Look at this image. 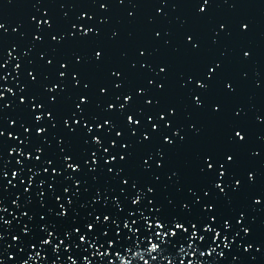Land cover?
I'll use <instances>...</instances> for the list:
<instances>
[{"label": "water", "instance_id": "95a60500", "mask_svg": "<svg viewBox=\"0 0 264 264\" xmlns=\"http://www.w3.org/2000/svg\"><path fill=\"white\" fill-rule=\"evenodd\" d=\"M0 26V264H264V0H0Z\"/></svg>", "mask_w": 264, "mask_h": 264}, {"label": "snow or ice", "instance_id": "6c2138e0", "mask_svg": "<svg viewBox=\"0 0 264 264\" xmlns=\"http://www.w3.org/2000/svg\"><path fill=\"white\" fill-rule=\"evenodd\" d=\"M0 27H2V26H0ZM245 27H246V26H245ZM98 55H99V54H98ZM85 99H86V98H85ZM81 111H83V109H81ZM49 115H51V114L49 113ZM37 119H40V117H37ZM131 119H132V117H129V120H131ZM39 131L43 132L44 129H39ZM237 135L240 136L241 140L244 139L243 135H241L239 132L237 133ZM96 141H97V143H100L99 137L96 138ZM169 143H171V140H170V139H169ZM66 159H71V157H67ZM113 159H115V157H113ZM228 159L231 160V159H233V157L229 156ZM69 167H75V168H78L79 166H78V165H69ZM209 167H211V165H209ZM237 183H239V181H238ZM150 190H151V189H150ZM135 202H136V201H134V203H135ZM105 219H108V217H105ZM88 227H89V228H92V227H94V226H93V225H88ZM161 227H163V225H161ZM176 227H177V228H182L183 225H181V224H177ZM245 231H247V229H245ZM172 235H175V233H172ZM82 238H83V237H82ZM157 246L160 247V245L157 244V243H155V242L151 243V248H153V250H158V249H157Z\"/></svg>", "mask_w": 264, "mask_h": 264}]
</instances>
